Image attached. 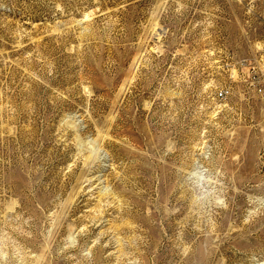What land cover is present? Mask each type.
Returning <instances> with one entry per match:
<instances>
[{
  "label": "rangeland",
  "instance_id": "rangeland-1",
  "mask_svg": "<svg viewBox=\"0 0 264 264\" xmlns=\"http://www.w3.org/2000/svg\"><path fill=\"white\" fill-rule=\"evenodd\" d=\"M260 85L264 0H0V264H264Z\"/></svg>",
  "mask_w": 264,
  "mask_h": 264
},
{
  "label": "built area",
  "instance_id": "built-area-1",
  "mask_svg": "<svg viewBox=\"0 0 264 264\" xmlns=\"http://www.w3.org/2000/svg\"><path fill=\"white\" fill-rule=\"evenodd\" d=\"M258 91H259L260 95L264 98V85H260V87L258 88ZM218 97L219 98H223L224 97V92L220 91L218 93Z\"/></svg>",
  "mask_w": 264,
  "mask_h": 264
}]
</instances>
